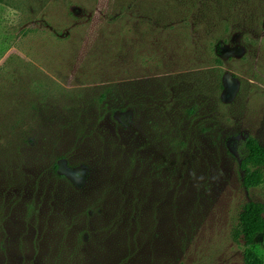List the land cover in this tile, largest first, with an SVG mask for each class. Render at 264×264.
Here are the masks:
<instances>
[{
	"label": "rangeland",
	"instance_id": "374dc122",
	"mask_svg": "<svg viewBox=\"0 0 264 264\" xmlns=\"http://www.w3.org/2000/svg\"><path fill=\"white\" fill-rule=\"evenodd\" d=\"M263 21L264 0H0V264H245Z\"/></svg>",
	"mask_w": 264,
	"mask_h": 264
},
{
	"label": "trees",
	"instance_id": "16d2710c",
	"mask_svg": "<svg viewBox=\"0 0 264 264\" xmlns=\"http://www.w3.org/2000/svg\"><path fill=\"white\" fill-rule=\"evenodd\" d=\"M152 5L155 6V3ZM164 9L165 7L163 11ZM148 12L151 13V11ZM239 167L242 171V183L245 188L264 186V145L253 136L246 138L245 150L241 156ZM127 177H131V173ZM135 194L137 195L138 191H135ZM235 233L244 244L245 264H264V253L261 254L258 250L259 241L261 237H264L263 203L249 201L243 205Z\"/></svg>",
	"mask_w": 264,
	"mask_h": 264
},
{
	"label": "clouds",
	"instance_id": "9594fccd",
	"mask_svg": "<svg viewBox=\"0 0 264 264\" xmlns=\"http://www.w3.org/2000/svg\"><path fill=\"white\" fill-rule=\"evenodd\" d=\"M22 13L19 9L5 6L3 10V18L12 25L18 24L21 20Z\"/></svg>",
	"mask_w": 264,
	"mask_h": 264
}]
</instances>
